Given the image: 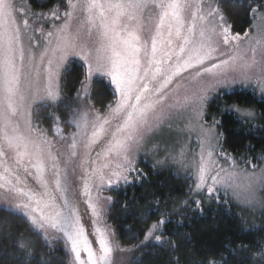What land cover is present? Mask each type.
I'll return each instance as SVG.
<instances>
[{
	"label": "snow or ice",
	"instance_id": "snow-or-ice-1",
	"mask_svg": "<svg viewBox=\"0 0 264 264\" xmlns=\"http://www.w3.org/2000/svg\"><path fill=\"white\" fill-rule=\"evenodd\" d=\"M250 10L241 34L222 0H0V264H52L15 217L55 243L57 264H117L131 249L109 222L110 193L146 178L138 161L149 154L153 169L183 174L197 210L203 197L264 216V156H233L225 136L227 115L264 120V3ZM74 58L83 78L68 97ZM93 77L113 90L104 111ZM237 86L259 108L229 103ZM169 216L147 215L138 247L174 246ZM255 257L264 264V244Z\"/></svg>",
	"mask_w": 264,
	"mask_h": 264
},
{
	"label": "trees",
	"instance_id": "trees-1",
	"mask_svg": "<svg viewBox=\"0 0 264 264\" xmlns=\"http://www.w3.org/2000/svg\"><path fill=\"white\" fill-rule=\"evenodd\" d=\"M61 1L35 0L49 7L58 6ZM261 3L264 0H222L232 30L241 34L249 30L254 23V13L250 9ZM71 63L72 70L63 82L66 85L64 92L68 97H75L76 90L80 88L79 81L83 78V63L79 60H72ZM237 90L240 95L226 97L229 103L259 108L258 94L254 97L250 90ZM112 91L105 78L94 79L91 103L98 110H106L107 105L113 102ZM224 118L227 124L226 146L233 156H264V120L258 119L252 125L245 126L237 122L235 116L227 115ZM139 168L146 178L142 177L130 185L122 186L120 191L110 193L114 206L109 222L116 228L122 246L132 250L130 264H200L201 261L207 264V258L224 264L222 257L227 259L228 264H259L255 253L264 244V231L260 230L264 228V216H260L262 226L253 229L247 224L245 213L232 203H211L202 206L201 212L194 203L188 202L179 214L171 213L175 205H182L190 199L184 178L172 171L153 169L143 161ZM156 208L170 213L166 218L171 223L165 227V239L171 240L174 246L150 239L145 246L138 247L144 238L142 228L145 217ZM12 219L19 225L20 232L37 242L33 254L46 261L51 258L52 264H57L52 256L56 252L62 258L63 252L56 250L55 243L49 241L46 244L42 238L33 235L24 219ZM152 219L154 221L156 216L153 215ZM6 243L0 241V247Z\"/></svg>",
	"mask_w": 264,
	"mask_h": 264
},
{
	"label": "rangeland",
	"instance_id": "rangeland-1",
	"mask_svg": "<svg viewBox=\"0 0 264 264\" xmlns=\"http://www.w3.org/2000/svg\"><path fill=\"white\" fill-rule=\"evenodd\" d=\"M62 2V1H61ZM60 2V4H61ZM58 4V5H60ZM73 60H79L78 58H74ZM81 61V60H79ZM82 62V61H81ZM83 63V62H82ZM98 77H93V81L94 79H96ZM237 89H240L239 86H237ZM242 90H250V88L248 89H242ZM258 94V93H257ZM258 120V119H257ZM256 122V121H254ZM141 161L143 162H146L148 164L151 165L152 163V160H151V154H149V158L147 159H144V158H141L139 161H138V166H140V163ZM159 169V168H158ZM176 176H179V177H183V174H177V170L175 168H173L171 170ZM190 197V196H189ZM198 199H201V208L202 206H209L211 203H217L215 201H207V200H204L203 197H197ZM185 201H188V202H192V198L190 197V199L188 200H185ZM219 203H224L223 200H221V202ZM228 203H232L234 204L235 206H237L234 202L232 201H229ZM225 204V203H224ZM196 205V204H195ZM185 206L184 202L182 203V205H175V207L173 209H175L176 211L173 212V209L171 210V213H174V214H179V212H181L183 210V207ZM197 207V206H196ZM239 209H241L244 213H245V217H246V221H247V224L249 225L250 228H253V229H259L262 225L261 223L263 222L262 219H261V215H259L258 213H249V212H246L244 209H242L241 207L237 206ZM132 251V250H131ZM131 251H128V252H124V253H118L117 254V264H130V261L133 257V252L131 253ZM56 253V252H55ZM52 256V258L54 260H56L55 258L56 257H60L58 256V254H55ZM50 261H51V258H50Z\"/></svg>",
	"mask_w": 264,
	"mask_h": 264
}]
</instances>
